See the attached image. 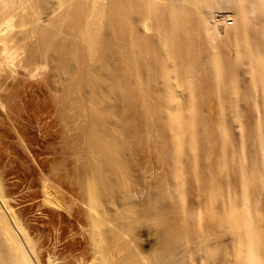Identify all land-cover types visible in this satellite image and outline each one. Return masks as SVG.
Returning a JSON list of instances; mask_svg holds the SVG:
<instances>
[{
	"label": "rangeland",
	"instance_id": "374dc122",
	"mask_svg": "<svg viewBox=\"0 0 264 264\" xmlns=\"http://www.w3.org/2000/svg\"><path fill=\"white\" fill-rule=\"evenodd\" d=\"M236 3L248 8L250 0ZM214 13L220 15L216 19L224 20L233 11L215 7ZM249 16L250 27L241 36L250 41L255 35V15ZM130 78L129 106L120 92L115 97L105 95L111 99L106 98L105 104L113 111L106 122L108 129L127 121L131 132L122 137L119 130H110L124 148L118 156L120 164L114 166L121 168L127 162V168L113 170L112 191L97 184L102 198L96 204L101 208L95 207L112 218L102 228L104 239L98 245L92 241L96 234L89 225L91 207L83 188L59 185L65 193L60 194L62 203L69 210L53 206L57 211H46L43 204L40 183L45 172L54 175L60 163L71 173L78 164H90L87 144L73 141L76 129L62 135L56 127H49L54 135L38 145L28 140L31 135L41 136L38 125L23 129L27 131L23 134L6 125L0 114V189L7 192L9 209L13 217L17 214L14 219L27 231L16 228L18 234L34 245L27 247L33 263L76 264L78 255L85 252L82 264H264L263 78ZM92 82L86 78L84 93H105L104 83L96 87ZM178 118L180 126L179 122L175 126ZM31 144L39 149L43 146L46 153L32 154ZM60 145H66L69 155L60 154ZM76 146L82 153H74ZM49 155L55 161L44 168L41 161ZM87 174L80 178L85 181ZM82 190L85 198L81 195L80 199ZM78 206L81 211L87 209L79 220L70 215ZM108 244L117 252L113 260L104 248Z\"/></svg>",
	"mask_w": 264,
	"mask_h": 264
},
{
	"label": "bare ground",
	"instance_id": "6f19581e",
	"mask_svg": "<svg viewBox=\"0 0 264 264\" xmlns=\"http://www.w3.org/2000/svg\"><path fill=\"white\" fill-rule=\"evenodd\" d=\"M215 7L231 8L233 14L225 15L228 19L218 20L215 17L220 15L214 13ZM249 13L255 15V35L250 41L241 36L250 27ZM229 25L235 26L229 30ZM223 38L226 41H221ZM241 76L260 77L264 82V0H250L248 8L238 5L236 0H0V114L6 125L20 133L38 125L42 134L40 137L31 135L29 143L42 145L54 135L49 127H56L59 133L76 129L73 141L87 144L89 167L78 164L71 173L60 161L57 172H53L56 177L45 172L40 184L46 211L69 210L62 203L64 199L60 194L65 193L59 185L68 187L69 184L73 185L72 189L81 187L86 191L79 193L80 199L82 193L84 196L87 193L90 203L88 214L91 215H87L89 225L96 232L95 237L92 235L94 244L104 239L102 228L112 219L96 209L100 207L96 204L102 196L97 184L112 191L114 186H110L114 181L111 182L110 176L115 168H120L114 164L119 163L118 156L124 149L118 135L110 130H119L122 137L131 132L127 121L112 124L114 128L108 129L106 122L113 111L108 108L109 103L105 104L106 98L111 100L105 95L115 97L120 92L129 106L133 90L130 77ZM86 78L95 81V86L104 83V95L99 94V90H95L98 94L84 93ZM72 90L77 91L76 95L71 94ZM179 121L176 119L175 126ZM33 146L32 154L46 153L43 146L40 149ZM60 146V154H68L66 145ZM80 151L78 147L74 153L80 154ZM54 158L46 156L41 161L44 166L40 164L45 168ZM123 163L121 170L127 168V162ZM81 174H87L85 181ZM7 196V192L0 189V264H34L27 250L34 245L23 241L18 234L16 228L22 230L23 223L14 219L17 214L13 217ZM84 211L87 213V209L81 211L78 206L69 212L79 220ZM71 220L68 219L73 222ZM105 246L113 260L117 255L114 245ZM84 253L78 255L76 264L86 260Z\"/></svg>",
	"mask_w": 264,
	"mask_h": 264
}]
</instances>
